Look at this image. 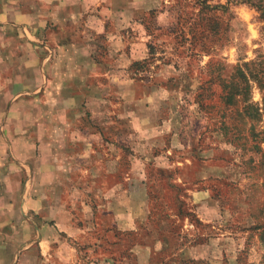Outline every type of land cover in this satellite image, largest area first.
Listing matches in <instances>:
<instances>
[{
  "label": "rangeland",
  "instance_id": "rangeland-1",
  "mask_svg": "<svg viewBox=\"0 0 264 264\" xmlns=\"http://www.w3.org/2000/svg\"><path fill=\"white\" fill-rule=\"evenodd\" d=\"M60 1L0 0V264H264V85L223 98L264 0H206L203 34V0ZM51 149L81 185L12 177Z\"/></svg>",
  "mask_w": 264,
  "mask_h": 264
},
{
  "label": "crops",
  "instance_id": "crops-1",
  "mask_svg": "<svg viewBox=\"0 0 264 264\" xmlns=\"http://www.w3.org/2000/svg\"><path fill=\"white\" fill-rule=\"evenodd\" d=\"M59 2L62 3L60 0H59ZM68 3H69V1L65 0L64 5L68 4ZM20 14L24 15L25 17L27 16L26 18L29 19V22L33 20V16H32L31 12H29L27 14H25V13L22 14V12H20ZM59 17L62 18L63 16L61 15ZM72 17L73 18L75 17L74 12H72L70 14L67 13V15L63 18L65 21H61L59 24L60 28L63 27V25H65V24H73L74 21L71 19ZM66 22H68V23H66ZM44 23H45L44 25H41V23L37 22V23H34L35 24L34 26L30 25L29 27L32 28V30L38 29L41 26L45 27L47 21H45ZM24 78H30V76L26 75ZM62 153H63V150H52L51 149V150H49V154L46 156L45 161H43L42 163H39V164H37V163L35 164L32 160L33 157H31V152H29V155H27L25 157L26 162H24L25 165H27V169L24 166L21 168V164L19 162H17V164L19 166L18 170L17 171H15V170L10 171L12 174V177L20 176L19 172L21 170L27 177V183L25 181L23 185H49L51 188L57 187L58 185H66V184H68V185H81V181L79 180L78 175H77V173H78L77 170H69L65 173L60 172L62 169V168H60L61 163H59L57 161V159H59V157ZM89 155H91V154L87 153L85 156L89 157ZM12 161H14V160H12ZM45 166H48V168H46ZM79 172H82V171H79ZM85 172H87V170H85ZM88 172L91 174L94 173L93 169H89ZM63 174H66V176ZM70 174H74L75 180L72 178L73 175H72V177H70ZM79 174H81V173H79ZM49 195L44 193L43 196L38 197L39 201L37 203L39 204V206L43 203H47V199H48L47 197H51V199H49L50 202H52L53 199H56L55 197H57V194L55 195L54 198H52V196H49ZM43 198H47V199H43ZM108 203H109V201H108ZM110 203L113 205V207H119V205L115 199H112ZM61 204H62V202H61ZM85 206H86V203H85ZM121 206L124 208L126 205H121ZM111 211L115 213L114 209ZM117 211H120V210H117ZM123 211H126V210L124 209ZM67 214L68 213H66L65 211L60 212V216H61L60 223L62 226L69 228V227H67V226H69V222L67 220V216H68ZM118 214L120 217L119 222H121V224H123V222H124L125 224L128 225L129 220H127V221L124 220V219L128 218V215L127 214L121 215V213H118ZM118 214L115 213V215H117V216H118ZM84 216H90L91 217V214L85 212ZM115 219L117 220V218L114 216L113 217V224L114 225L119 224V223H115ZM117 226H119V225H117ZM141 250H142V252H146V248H141Z\"/></svg>",
  "mask_w": 264,
  "mask_h": 264
},
{
  "label": "trees",
  "instance_id": "trees-1",
  "mask_svg": "<svg viewBox=\"0 0 264 264\" xmlns=\"http://www.w3.org/2000/svg\"><path fill=\"white\" fill-rule=\"evenodd\" d=\"M257 9L262 8V5L259 3L254 4ZM211 8L210 5L206 2V0H203L201 2V11H203L202 15H205L207 17L206 23H204L201 20L195 21L193 24L194 26H199V31L197 34H203L204 32L208 33L213 31L212 28L214 25L216 26V22L212 20L214 12L211 11L209 8ZM220 7V5H213V8ZM223 7H225L223 5ZM207 10V11H205ZM205 11V12H204ZM201 15V16H202ZM250 63L244 62L241 63V65H236L235 66V72L233 80L227 81L226 83L223 84V98L224 102L228 105H234L238 100L236 99L238 95H242L245 93L246 89L248 88V76L251 77L253 80H256L258 85L262 87L264 85V66L260 65L259 67L256 68L255 71H252L249 69ZM248 74V76H246ZM247 107L251 108V105H247Z\"/></svg>",
  "mask_w": 264,
  "mask_h": 264
}]
</instances>
